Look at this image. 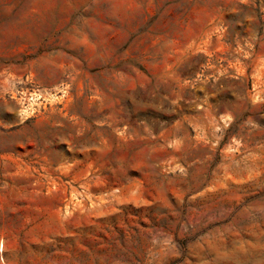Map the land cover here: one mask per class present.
I'll return each mask as SVG.
<instances>
[{
	"label": "rangeland",
	"instance_id": "374dc122",
	"mask_svg": "<svg viewBox=\"0 0 264 264\" xmlns=\"http://www.w3.org/2000/svg\"><path fill=\"white\" fill-rule=\"evenodd\" d=\"M0 264H264V0H0Z\"/></svg>",
	"mask_w": 264,
	"mask_h": 264
}]
</instances>
